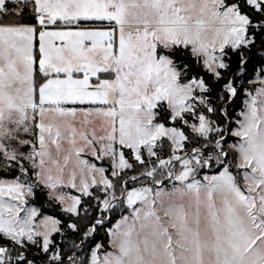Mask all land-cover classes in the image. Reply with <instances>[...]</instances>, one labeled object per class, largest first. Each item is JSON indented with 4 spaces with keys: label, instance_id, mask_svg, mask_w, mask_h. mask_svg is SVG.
<instances>
[{
    "label": "rangeland",
    "instance_id": "rangeland-1",
    "mask_svg": "<svg viewBox=\"0 0 264 264\" xmlns=\"http://www.w3.org/2000/svg\"><path fill=\"white\" fill-rule=\"evenodd\" d=\"M35 2L40 22L60 25L67 19L74 23L108 19L119 23L120 46L115 52L112 28L89 33L81 31L78 35L63 30L61 26L50 28L43 40H48L47 37L56 39L59 42L57 51L64 56L65 53L69 56L87 53L98 57L99 61L88 60L79 67L60 61L42 64L43 69L52 67L60 71L81 70L96 74L115 70L114 83L119 102L116 111L88 110L71 115L39 113L38 118L43 121L39 123L42 129L38 146L31 144L25 147L26 140L13 138L15 133L23 132L16 128L17 123L3 124L4 128L0 130V167H20L22 175L16 179L4 178L3 191L6 193H0V212L5 215V220L0 222V235L19 244L23 240H40L45 250L52 233L58 230L56 218L41 213L30 203L33 188L27 179V165L48 195L63 209L75 213L81 196L87 195L93 186L100 185L101 191L112 187V182L105 175L106 168L94 163L93 157L97 161H107L116 170L113 174L117 175L131 166L122 148L132 149L139 161L143 146L145 154L155 156L158 166H164L159 171L148 169L145 173L151 176L156 172V176L163 177L142 181L127 192L123 204L135 205V208L128 207L127 212L108 229L111 251L98 257L97 249H93L89 264H264V244L256 249L246 247L258 232L264 235V203L256 200L253 207L252 197L256 188L264 185V143L246 141L247 147L232 146L231 150L239 153V165L247 166L249 161L253 162L252 172L244 174L245 180L236 177L234 181L231 174H226L223 178L203 181L191 168H174L173 175L180 182L170 181L163 188L156 187L157 180L167 178L165 170L168 164L178 158L187 139L180 128H165L162 123H156V112L153 111L156 102L166 101L172 119L180 118L182 121L183 113H192L197 106L192 103V82L182 83L180 71L172 59L159 49L194 43V53L203 58L209 71L218 75L216 69L223 65L215 60L214 52L228 44L239 46L246 43L244 36L248 18L241 15L236 5L225 7V0H197L192 15L183 22L153 15L145 30L132 41L129 33L136 25L127 19L125 0ZM248 3L258 6V0H248ZM87 34L89 42L79 50L69 43H60L65 37L72 40L75 35L83 39ZM105 41L109 43L106 45ZM22 54L21 76L0 87L3 93L15 91V94L30 84L35 61L31 43ZM111 84L95 85L94 96L105 98ZM197 84L202 89L205 87L202 82ZM196 99L203 104L206 98ZM196 121H185L196 136L207 137L216 131L205 115H199ZM162 136H166L172 145V156L168 161L152 152L155 142ZM241 188L248 190L247 198ZM124 194L125 189L122 188L119 195ZM261 194H264V187L256 192L258 197ZM118 201L119 197L108 191L101 206L109 208ZM254 224L261 225V228ZM70 227L74 228L72 224ZM16 256L11 257L0 244V264L9 263ZM50 257L57 259L56 254Z\"/></svg>",
    "mask_w": 264,
    "mask_h": 264
},
{
    "label": "snow or ice",
    "instance_id": "snow-or-ice-1",
    "mask_svg": "<svg viewBox=\"0 0 264 264\" xmlns=\"http://www.w3.org/2000/svg\"><path fill=\"white\" fill-rule=\"evenodd\" d=\"M5 9L0 11V87L7 86V81L15 78L20 68L15 63V57L26 51L24 37L14 32H5V29L16 30L21 25L34 26V38L32 40V54L35 60L33 64V79L38 80L35 85L36 100L39 102L40 85L45 81L52 79L54 81H64L68 78L67 72L44 73L40 71V32L42 28H53L56 25H44L39 22V13L35 11V0H3ZM197 0H125L127 19L130 23L136 25L130 33L129 37L135 41L150 22L153 15L165 17L167 19H175L183 22L189 18L196 5ZM259 2V0H258ZM236 5L241 15L249 18L250 23L247 25L244 40L239 46L233 44L225 45L222 50L214 52L215 60L223 66L218 67L213 73L204 65L203 58L194 53V43H185L183 45H173L171 50L159 49L168 57L172 58L174 64L181 70V82H192L193 100L192 103L197 106L192 113H183V121L180 118L172 119L171 110L167 107V102L160 100L156 102L154 112L158 113L156 123H162L165 128L183 129L187 139L183 142V148L180 150L177 159L171 160L165 170L166 179L157 180L156 187L158 189L172 183H179L173 175V169L191 168L193 173L198 174L203 181L215 180L223 178L226 174H231L233 180L239 177L245 180V173L252 172V161L247 166L239 165L237 158L239 153L232 151L234 145L247 147L246 141L249 143H264V3H260V10L250 5L248 0H225V7ZM81 24L91 26H99L100 28H112L115 32L113 40V51L120 46L119 27L115 20L100 19L80 21ZM109 42L105 41L107 45ZM87 75L86 71H73L71 73L72 80L80 81ZM117 72L109 69L105 72H99L95 76L89 75L88 90H92V86L98 85L102 79H115ZM197 82H202L205 87L202 89ZM56 91L55 86L52 89ZM197 97L206 98L204 103H199ZM65 107L72 108H94L103 107L99 100H68L63 102ZM211 109V110H210ZM205 115L209 123L216 129L215 132L209 133L207 137L196 136L189 131L185 121L197 122L196 117ZM83 119V118H82ZM26 147V146H25ZM195 149H199L198 151ZM141 159L138 161L133 155L132 149H126L124 155L131 168L124 169L119 175H114V168L105 160L97 161L94 157L92 161L98 166L103 165L106 168L105 175L112 181V187L108 191L113 192L119 197V202L123 203L126 199L127 192L141 184L142 181L155 179L156 172L151 176L145 173V169H156L159 171L164 168L163 165L158 166L155 156L145 154V150L141 148ZM153 153H158L165 161L172 156V145L169 139L161 137L152 147ZM190 161V164L183 163ZM22 173L14 172L10 177H5V173L0 171V178L16 179ZM259 185L256 192H260ZM125 189L123 196L119 195V189ZM108 191H98L94 186L91 192L94 196L82 197L79 205V217L75 222L79 225L78 229H71L65 235L57 233L53 240L56 245L64 250V261H67L71 254L69 249L73 246L72 237L78 240L82 234L89 228L95 230L90 236L84 237L81 241L77 255L84 253V264H89L93 249H97V256L102 253L111 251L108 237L107 249L102 243L101 229L106 224H110L119 212L117 202L109 208L101 206V201L108 195ZM240 191L247 198L249 193L246 188ZM256 192L252 193L253 207L255 201L260 200L264 203V194L257 196ZM37 197L41 203L44 202L42 193L37 192ZM128 207L135 208V205H125L127 212ZM44 212L59 217L66 226L73 222L74 218L70 214H65L58 205L54 207H44ZM106 216L107 219H101L98 223H94L97 217ZM255 220V217L253 218ZM256 228L261 225L254 224ZM3 243V241H0ZM264 244V235L259 232L255 237L248 241L246 247L256 249ZM170 246V241H169ZM47 254L41 255L37 250L34 256L25 255L23 259L16 261V264H27L28 260L39 264L41 259H46ZM56 264V262H49ZM63 264V262H61Z\"/></svg>",
    "mask_w": 264,
    "mask_h": 264
},
{
    "label": "crops",
    "instance_id": "crops-1",
    "mask_svg": "<svg viewBox=\"0 0 264 264\" xmlns=\"http://www.w3.org/2000/svg\"><path fill=\"white\" fill-rule=\"evenodd\" d=\"M5 5L3 0H0V11H4ZM40 22V21H39ZM44 25H52L49 22L42 21L40 22ZM119 23H117L118 26ZM61 26V27H60ZM55 27L64 28L63 30L72 32L73 34H80L81 31L85 32H98V30H104L98 29L99 26H91L87 24H81V23H74L71 22V20H65L64 22H60V25H56ZM83 28V29H81ZM62 30V29H61ZM7 32H14V34H20L24 37L25 40V47L31 43L32 46V40L34 38V26L32 25H21L18 29L12 30V29H5ZM50 32V28H42L40 32V51L42 53L41 60H40V71L44 73H52V72H67L68 78L64 81H54L52 79H49L48 81H45L43 85H40V93H39V102L36 100L35 95V80L33 79V66H32V76L31 81L29 82V85H26L25 90H18L15 94H13L15 91H12L13 93H3V91H0V130L3 129L4 123H17L18 130H23V132L15 133L13 138H21L26 140L24 142V146L28 145H39V136L41 134L40 130L42 127L39 125L43 121L42 118H38V114L46 113L53 114V113H64L66 115L71 114H77L79 111H88V110H99V111H116L117 105L119 102V93L117 91V86L114 83V79H102L100 80V87L106 86L107 83H112L109 85V89H107V93L104 97H95V85L92 86V90H88L89 86V79L88 76L92 75L95 76L96 73L88 72L86 71L87 75L83 78V80L80 81H74L72 80L71 73L73 71H81V70H58L57 68H47L43 69L42 64L50 63V64H56V62L60 61L63 64L66 65H74L79 67L82 63H87L89 61H95L98 62L99 58L95 57L91 54H85L84 56L79 53L72 54V56H69V54L65 53V56L62 52L57 51V43H59L56 39L48 38V40H43L47 33ZM92 34V33H91ZM76 37V38H74ZM72 40H70V37H65L64 41H61L60 43H69L68 45L74 46L75 49L79 50L80 47L87 44L89 39V34L87 36H84V38H80L74 35ZM42 41H45L42 42ZM116 55V53H115ZM28 56V55H27ZM65 57V58H64ZM23 58V54L17 55L15 57V63L20 68L19 74L12 79L15 80L17 78H20L21 76V62ZM35 63V61H34ZM55 67V66H54ZM82 67V66H81ZM28 75V74H27ZM38 83V80H37ZM36 83V84H37ZM31 85V86H30ZM96 85V87L98 86ZM55 86L56 91L53 92L52 89ZM99 93V92H98ZM104 95V94H103ZM68 100H99L104 105L103 107H94V108H72V107H65L63 102ZM5 187V180L2 178L0 179V193L2 191L3 194L6 192L3 191ZM12 193H18L15 190H11ZM5 196V195H4ZM3 212H0V222H4L5 215L2 214Z\"/></svg>",
    "mask_w": 264,
    "mask_h": 264
},
{
    "label": "trees",
    "instance_id": "trees-1",
    "mask_svg": "<svg viewBox=\"0 0 264 264\" xmlns=\"http://www.w3.org/2000/svg\"><path fill=\"white\" fill-rule=\"evenodd\" d=\"M260 3H264V1H259L257 7L253 5L254 7H256V9L258 11L260 10ZM250 5H252V4H250ZM249 23H250V21H249V18H248V24ZM262 23H264V21H262ZM171 49L172 48L166 49V50H171ZM178 70L180 71L179 79L181 80L182 72H181V70L179 68H178ZM218 75H219V73H218ZM36 83H37V80H35V85H36ZM157 115H158V113H156V116L154 117L155 121H156ZM181 130L183 131V129H181ZM183 133H184V131H183ZM162 137H165V136H162ZM186 138H187V136H186ZM126 149H130V148L123 147L122 148L123 154H124ZM25 165H27V162H25ZM131 167H132V165L129 168H131ZM146 170H148V169H145L144 171H146ZM0 171H3L5 173V177H10L12 175V173L20 172L21 168L20 167H10V166H8L7 169H5L4 167H0ZM123 171L124 170H122L120 172H123ZM27 172H29L27 174V179H28V181L31 182L32 188H33V195H32V197L30 199V203L35 205V206H37L40 209L41 213L47 214V215H50V216H53V215L44 212V210H43L44 207H54V206L58 205L63 213L70 214L74 218V220H73V222H71L68 225L64 226L63 225V221H61L59 219V217L53 216L59 222L58 230L52 233L51 242H50V244L48 245V247L45 250L42 249L41 244H40V240H33V241L23 240L22 243L19 244V243L13 242L9 238H6V237H3V236L0 235V241H3V243H0V244L5 247L6 253H8L11 257H13V255H21L20 258L12 260L9 264H16V261L19 260V259H23L26 254L29 255V256H34L36 254L37 250L41 253V255L47 254V258L46 259H41L39 261V264H49L50 261L51 262H56V264H61V262H63V264H84L85 254L84 253H80L79 255H77V251L80 248V244H81V241L83 240V238L87 237V236H90L92 234V232L95 230L93 227H89L82 234V236L80 237L79 240L77 238H75V237L71 238V239H73V246L69 249L71 254L68 256L67 261H64V255H63L64 250H62L59 246L53 247L54 245H56V241L53 240V237L57 233H60L61 235H65L68 232L69 229H71L73 231L78 229L79 225L75 221L78 220V217H79V205L82 202V197L94 196V193L91 192V189L94 186L90 189V192L87 195L81 196L80 202L77 205L76 212L72 213V212H69V211H66L65 209H63L61 204L58 201H56L55 199L51 198L48 195L46 188L43 185H41L40 183H38L36 181L35 177L31 175L32 174V169L28 165H27ZM105 172H106V169H105ZM119 173L117 175H119ZM162 177L160 175L156 176L157 179H161ZM95 187L97 188L98 191H101V186L100 185H95ZM121 190H122V188L119 189V194L121 193ZM37 192H40V193L43 194V196H44V202L43 203H41L40 199L37 197V195H36ZM94 198L95 199H99V197H95V196H94ZM117 207L119 208V212L115 215V217L113 218L112 222L110 224H106L104 226V228L101 229V236H102V241L101 242L104 243L105 249H107V244H108V237H109L108 229L112 227V225L118 220V218H120L122 215H124L126 213L123 203H120L118 201ZM97 219H100V220L101 219H107V217L106 216L97 217ZM94 223H97V222L95 221ZM71 224L74 226V228L70 227ZM52 254L53 255H55V254L57 255V259L56 260L51 259L50 256ZM27 264H34V261L29 259Z\"/></svg>",
    "mask_w": 264,
    "mask_h": 264
},
{
    "label": "built area",
    "instance_id": "built-area-1",
    "mask_svg": "<svg viewBox=\"0 0 264 264\" xmlns=\"http://www.w3.org/2000/svg\"><path fill=\"white\" fill-rule=\"evenodd\" d=\"M21 257V255H18V256H16L15 257V259H18V258H20ZM10 263V262H9ZM9 263H6V264H9Z\"/></svg>",
    "mask_w": 264,
    "mask_h": 264
}]
</instances>
